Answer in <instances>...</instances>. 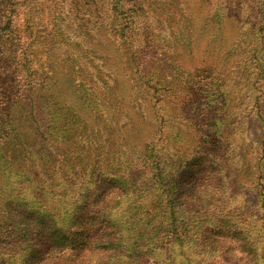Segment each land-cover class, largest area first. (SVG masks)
Segmentation results:
<instances>
[{
	"label": "rangeland",
	"instance_id": "374dc122",
	"mask_svg": "<svg viewBox=\"0 0 264 264\" xmlns=\"http://www.w3.org/2000/svg\"><path fill=\"white\" fill-rule=\"evenodd\" d=\"M4 6L33 18L43 40L26 106L33 101L44 133L32 116L15 132L3 128L18 144L20 158H8L25 169L0 162V217L23 185L25 206L35 194L58 226L103 207L107 228L121 229L108 234L106 264L120 249L126 264H264V0H0V20ZM149 60L150 86L137 71ZM9 61L0 60L4 117L28 96ZM131 73L132 94L116 86ZM63 106L73 123L43 148L50 123L62 131ZM198 178L217 190L191 189ZM230 221L232 231L220 226ZM10 231L0 226V264L25 258ZM56 256L77 264L84 252Z\"/></svg>",
	"mask_w": 264,
	"mask_h": 264
},
{
	"label": "trees",
	"instance_id": "16d2710c",
	"mask_svg": "<svg viewBox=\"0 0 264 264\" xmlns=\"http://www.w3.org/2000/svg\"><path fill=\"white\" fill-rule=\"evenodd\" d=\"M3 9L4 10L2 14V19L0 20V60L2 56L6 55V57L10 59V68H14L12 75H14L15 71H17L18 75L22 74L26 77L25 87L28 92V96L24 95L19 101V103L12 102L7 111H3L5 117L1 115L2 109H0V150L3 149L2 151H0V153L4 154V157H0V162H5L9 166H12L14 168L17 167V171L22 172V170L25 169L24 164L20 163L19 165H17L14 160L11 161L8 158V156L11 159L20 158L19 155L16 154L17 150L15 149V146H17L18 144L15 145L14 142L12 143L10 141L12 140V137L11 132H9V130L12 128V130L15 132L16 129L19 130L20 127H24V125L22 124H24V122L29 121L27 117L31 118L32 116L33 120L38 125L36 129L40 130L42 134L44 133L43 131H41V122L43 121H40V119L38 118L36 108L29 107L30 104H33V101L27 103L26 106V102L32 96L36 95V91L33 90L34 87L31 82L33 62L32 58L42 54L41 48L43 40H41V38H38L37 35L34 33L33 23H31L33 22V18L19 19L17 16L16 7L4 6ZM131 62H137V59L133 55L131 56ZM151 63L152 61L149 60L147 64L143 65L142 67H139V70H137L139 72L140 78L143 80V83L149 86L151 79L145 77V75H143L142 73L147 70L148 73L150 72ZM125 65L128 70L131 69L130 67H128L130 66L129 61H126ZM206 65L207 68L211 67V64ZM262 66L264 65H260L261 72L262 74H264V68H262ZM5 69L6 67L0 62V76L4 74ZM116 70L119 75V70ZM129 76V80H116V86L121 87L122 90L124 86H126L128 89L130 86L132 94L135 88H138V82H136V79L133 77L132 73ZM143 83L142 85H144ZM38 102L40 101L38 100ZM59 109V117L61 115L64 121V123L62 121V127L60 126V130L62 131H59L56 125L53 126V124L50 123V128L52 130H50V132L47 133L45 136L42 135L44 139V144L42 145L43 148H45V145H47L45 143V141L47 142V140H51L50 142L56 143L55 146H58L57 138L61 137L62 133L64 134L66 131H68V129L73 123L74 117L72 116L68 108L63 106L59 107ZM30 111L31 115H28L30 114ZM52 120L53 116L51 122ZM54 122L56 121L54 120ZM4 127H10V129L4 130ZM31 127L35 129L33 126ZM34 134H37L35 130ZM16 136L17 133L15 134V137ZM2 140H5L8 146L5 149L1 144ZM34 146V144L31 145L33 149ZM39 152L40 150L35 149L32 151V154L35 155ZM203 155L206 156L209 154L205 153V151L203 150ZM24 158H26V156H24ZM2 160H4V162ZM45 164L49 163L46 162ZM88 167H93V165L90 163ZM201 168L198 173H196L195 171L194 174H199L202 170ZM245 168L247 169L248 173L249 171L252 172V175L256 173V171H254V167H251V163L249 160L245 162ZM87 171L88 169H86V172ZM198 179L199 181L195 179H192L190 181L191 189L195 190L196 185H200L204 189V193L210 191L214 192V190H217L218 187L216 186L215 182L211 184L209 179ZM221 181L222 179L220 178L219 182ZM21 186L22 187H19L16 192L11 191L10 193H8V200H6V203H4L5 210L3 211V215L0 217V221H4L0 222V226H3L6 230L11 229V231L8 233H13V236L17 238L15 239L17 243L24 244V249L22 251L18 250V252L20 253L25 252V258L21 261L20 264H49L51 260V263L54 264L55 261L58 259L56 255L58 253H64L65 250H81L82 252H84L83 259H80L77 264H106L107 261L110 260L111 255L107 256L108 252L111 249L108 246V234L110 236L112 235L113 239V237L115 238V236L121 229L117 227L107 228L106 222L108 221V216L110 215H104L103 207H100L99 204L96 203V206L94 208L84 211L85 216L81 220L79 216H72L69 225L62 224L61 226H58V219H56L54 211L47 209L46 206H44L39 201V198L35 194H30V197L33 198V201L28 207L25 206L24 193L26 194V188L23 185ZM51 194L54 195L56 193L54 192ZM40 199H42V196H40ZM1 202L2 201H0V206L2 205ZM98 202H101V199H98ZM114 208L115 206H112L109 212L114 211ZM220 226L228 231H232V228H236L235 224H232L231 221L229 223H221ZM237 228L249 230L248 227L244 226ZM239 235L242 234L239 233L237 237ZM3 237L4 234L0 233V238ZM4 238H7V236ZM0 241L7 242L8 239ZM118 252V254H113L115 264H126L125 262L127 259L123 257L125 251L122 255L121 249ZM7 255L11 256L10 253H7ZM15 256L16 255H14V257Z\"/></svg>",
	"mask_w": 264,
	"mask_h": 264
}]
</instances>
